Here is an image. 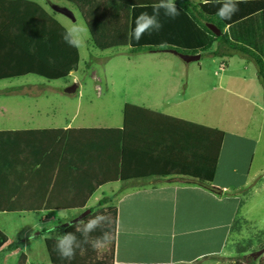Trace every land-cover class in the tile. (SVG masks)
<instances>
[{
    "label": "crops",
    "instance_id": "obj_1",
    "mask_svg": "<svg viewBox=\"0 0 264 264\" xmlns=\"http://www.w3.org/2000/svg\"><path fill=\"white\" fill-rule=\"evenodd\" d=\"M93 1L82 7L97 14V7L109 5L104 26L122 27L128 39L130 8L117 6L136 0ZM214 2L222 0L208 3ZM3 7L0 3V73L8 74L14 68L6 61L13 60L8 55L16 46L7 39L10 29L5 18L10 14ZM115 20L120 23L117 28ZM149 53L176 56L168 51ZM135 55L124 54L127 61ZM218 61L214 72L202 68L127 70V91L135 95L124 99L114 115L88 113L79 119L82 88L77 89L76 104L63 119H57L53 111L37 112L38 117L29 120L17 113L18 127H8L3 120L7 109L0 105V132L19 133L10 136L16 139L10 150L0 148V181L7 183L0 192V205L15 202L21 208L0 212V264H34L25 248L36 239L26 240L27 233L52 221L73 224L92 210L93 202L99 205L97 209L112 212L111 220L105 222L112 238L111 264L210 260L246 264L243 258L248 255L255 264L264 260V150L255 160L264 124V91L250 75L228 73L216 79L227 66L226 58ZM243 64L248 71L250 64ZM137 75L141 80L134 81ZM96 88V99H102ZM5 92L0 89V97ZM50 130L63 133L52 142L56 135ZM217 132L223 134L218 156ZM227 137L247 143L250 157L223 167ZM9 151H15L11 158ZM211 173L209 187L196 182ZM11 217L23 226L17 234L20 245L6 229L5 221ZM258 251L263 253L251 257ZM99 260L106 264L105 259Z\"/></svg>",
    "mask_w": 264,
    "mask_h": 264
},
{
    "label": "rangeland",
    "instance_id": "obj_2",
    "mask_svg": "<svg viewBox=\"0 0 264 264\" xmlns=\"http://www.w3.org/2000/svg\"><path fill=\"white\" fill-rule=\"evenodd\" d=\"M0 1L2 7L3 4H7V7H3V12L6 11L10 14L5 18L10 29L7 39H11V44L16 46L15 52L13 51L12 54L8 55L13 60L6 61L7 64L13 66L14 71L11 70L4 76L0 75V89L7 91L2 93V96L5 97H0V105L7 109L8 117H3V120L9 124L8 127H18L14 120L17 113L29 120L32 117H38L37 112L53 111L57 115V119H63L73 109L71 106L76 104L78 97V91L73 94L64 92L72 84H76L78 90L80 88L83 90L82 103L78 109L80 112L79 119L88 113L97 116L103 113L114 115L121 108L124 99L133 98L135 95L133 91H127V80L129 79L126 72L129 69L175 68L191 70L202 68L214 72L217 71L220 63L219 58L209 55L212 51L211 48L204 52L198 61L190 63H185L178 56L162 54L152 56L149 52L138 53L132 57V60L127 61L124 56L128 49L125 48L126 46L102 51L94 46L91 34L84 46L79 48L69 46L63 40V34L67 26L81 21L87 26L93 25L95 27L94 23H98L96 26L99 23L103 24L101 18H106L105 21H107L108 17L105 15L106 5L97 7V14H95V11H86L82 7L86 4L93 5V0ZM100 8H103V10ZM106 13L108 15L109 12ZM94 17H96V20L93 19ZM43 21L49 27L48 32L45 31L46 27H42ZM118 23L119 21H114L115 28H117ZM226 61V72L219 73L218 76H215L216 79L228 73L250 75V78L254 77L256 84H259L258 86L262 88L257 80L256 69L251 61L237 54L226 57ZM243 62L250 64L248 71L243 70L245 65ZM251 73L254 76H251ZM132 79L134 81L141 80L139 75ZM95 85L98 92L101 91L103 94L102 99H96V92L93 89ZM16 89H22V93L21 91L17 93ZM1 111L3 112V110ZM10 123L13 125H10ZM261 125L258 154L255 160L260 159L264 150V124ZM233 140L229 137L225 139L222 154L223 167L229 164L234 165L237 160L244 161L245 158L250 157L251 152H249L247 143L233 142ZM98 206L94 202L91 204V208L96 215L103 214L108 217V220H111V209H108V211L97 209ZM85 215H87L85 217V222H87L91 218L89 217L91 214L87 210L82 214V217ZM20 223L13 217L5 221L8 233L13 238L15 237L14 239L18 245L22 243V239L17 238L18 228L19 230L23 228L22 225L19 226ZM58 224H60L59 221H52L39 231L35 227L34 231L28 232L25 236L26 240L29 238L36 239L28 245L27 249L25 248V253H29L34 264H50L44 239H42L43 237L46 238L45 235L47 234L42 230L52 228ZM37 232L41 233V238L37 236ZM56 235V233H52L49 238L55 239ZM95 256L99 259H105L106 264H111L110 245L108 244L99 251L96 250ZM229 261L210 260L204 262L205 264H233L231 260Z\"/></svg>",
    "mask_w": 264,
    "mask_h": 264
},
{
    "label": "trees",
    "instance_id": "obj_3",
    "mask_svg": "<svg viewBox=\"0 0 264 264\" xmlns=\"http://www.w3.org/2000/svg\"><path fill=\"white\" fill-rule=\"evenodd\" d=\"M157 2L158 0H136V2H130L133 4L129 3L126 6L125 4L117 6L120 9H124V7L126 9L130 8L128 39L122 27L119 30H107V27L104 26L106 18H101L103 24L99 23L96 26L98 23H94L95 27L89 25L88 28L90 29L94 46L102 51L126 46L128 47L126 52L128 55L175 50L182 54H200L201 57L204 52L215 45V48L209 54L212 57L226 58L232 54H237L251 61L256 69L257 80L264 91V0H244V2L238 4L239 11L232 15L230 20H221L216 15L217 9L221 6L219 3L201 2L193 4L185 0H178L175 2L178 10L175 17L166 16L164 10L161 9L158 20L162 27L159 30L150 29L143 34L139 41H136L133 36L136 17L145 11L152 14V5ZM107 7L109 5H106L105 11H108ZM105 15L107 16L106 12ZM45 24L43 21L42 27H46L45 31L48 32L49 27ZM207 25L215 26L219 35L213 34ZM162 42H165L167 47H160L159 45ZM9 72L11 70L7 73ZM4 74L0 73L1 76ZM46 132L29 131L27 133ZM49 132L56 135L52 141L55 142L60 138L63 130H50ZM18 134V132H0V148H8L10 150L16 143L15 137L10 138V136ZM217 134L216 154L218 156L223 134L221 132H217ZM14 152L9 151L10 158L12 154H15ZM0 168H2L1 165ZM212 179L213 174L211 173L208 179H198L196 182L209 187ZM8 180L9 182L12 181V179ZM6 185L7 183H4L2 180L0 181V192L6 190ZM10 195H15V192H11L10 190ZM18 209L21 208H18L15 202L10 203V205H0V212H13ZM90 214L89 217L96 215V213L93 214V210H90ZM81 221L86 223V218L81 217L77 222L70 224L72 225L71 227L60 223L42 231L46 232V234L73 232L78 239L83 240L82 233L76 231V227ZM105 226L106 223H102L100 227L89 234V238L98 237L103 232L109 231ZM50 229L52 231H49ZM44 244L51 264H105L104 261H100L95 256L96 251L90 244H83L80 249H77L74 258L71 260L61 259L55 250V239L46 238ZM243 260L246 264H255V261H252L249 255L244 256ZM235 264L243 263L236 261ZM258 264H264V260L260 259Z\"/></svg>",
    "mask_w": 264,
    "mask_h": 264
},
{
    "label": "clouds",
    "instance_id": "obj_4",
    "mask_svg": "<svg viewBox=\"0 0 264 264\" xmlns=\"http://www.w3.org/2000/svg\"><path fill=\"white\" fill-rule=\"evenodd\" d=\"M208 3L209 0H203ZM244 0H222L221 6L217 9L216 15L221 20H230L232 15L239 11L238 4ZM153 12H141L135 20V28L133 29V36L136 41H139L143 34L150 29L159 30L162 25L159 23L158 16L160 10H164L166 16L175 17L177 14V7L175 0H158L157 3L152 5ZM90 38V29L88 26L77 21L66 27L63 34V40L71 47H82L87 43ZM160 47H167L165 42H162ZM63 215V213H61ZM108 217L103 214H97L87 220L86 223L80 222L76 227V231L81 232L84 239L80 240L73 232H64L55 236V250L58 252L61 259L71 260L76 254V250L80 249L83 244H90L94 250H101L111 242V234L103 232L102 235L94 238H89V234L96 228L100 227L102 223L107 221ZM70 227L72 225H69ZM49 231H52L50 229Z\"/></svg>",
    "mask_w": 264,
    "mask_h": 264
},
{
    "label": "water",
    "instance_id": "obj_5",
    "mask_svg": "<svg viewBox=\"0 0 264 264\" xmlns=\"http://www.w3.org/2000/svg\"><path fill=\"white\" fill-rule=\"evenodd\" d=\"M208 29L216 35H219V32L217 30V28L213 25H207ZM168 52H171L172 54L178 56L181 60H183L185 63H190V62H196L200 59V55L199 54H195V55H190V54H182V53H178L175 50H170ZM77 91V85L76 84H72L71 86L67 87L64 92L66 94H73ZM263 253V251H258L256 253L251 254V257L253 258H258L261 254Z\"/></svg>",
    "mask_w": 264,
    "mask_h": 264
}]
</instances>
